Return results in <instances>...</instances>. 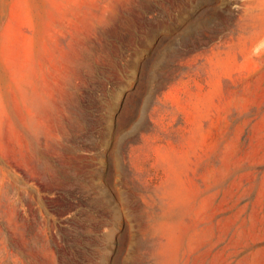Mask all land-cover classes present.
Here are the masks:
<instances>
[{
	"label": "rangeland",
	"instance_id": "374dc122",
	"mask_svg": "<svg viewBox=\"0 0 264 264\" xmlns=\"http://www.w3.org/2000/svg\"><path fill=\"white\" fill-rule=\"evenodd\" d=\"M0 264H264V0H0Z\"/></svg>",
	"mask_w": 264,
	"mask_h": 264
}]
</instances>
